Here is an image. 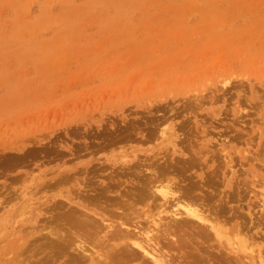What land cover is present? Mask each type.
<instances>
[{
	"label": "rangeland",
	"instance_id": "1",
	"mask_svg": "<svg viewBox=\"0 0 264 264\" xmlns=\"http://www.w3.org/2000/svg\"><path fill=\"white\" fill-rule=\"evenodd\" d=\"M155 172L176 192L191 186L223 235L253 250L231 253L196 222L181 232L172 202L160 217L180 232L159 233V251L180 264H261L264 0H0V264H66L45 249L54 230L79 237L61 219L75 210L110 220L128 201L151 231L164 208L138 185ZM100 231L86 251L107 249ZM122 249L124 264L149 261ZM89 250L74 256L113 264L103 251L86 262Z\"/></svg>",
	"mask_w": 264,
	"mask_h": 264
},
{
	"label": "bare ground",
	"instance_id": "2",
	"mask_svg": "<svg viewBox=\"0 0 264 264\" xmlns=\"http://www.w3.org/2000/svg\"><path fill=\"white\" fill-rule=\"evenodd\" d=\"M173 166H175V165H173ZM178 166V165H177ZM157 168V167H156ZM153 171V170H152ZM154 171H156V169L154 170ZM153 171V172H154ZM157 171H158V168H157ZM160 171H162L161 170V168H160ZM156 174H154L155 175V179L154 178H150V177H147L146 175H145V180H143L142 181V183L140 184V185H138V183H137V185L138 186H141V191H140V195H145L147 192V190H148V192L150 191V192H152L153 191V193H148V194H146V195H148V196H150V200H152L153 201V203H156V205H155V207H157V209H162V208H164L161 212H159V214H156L159 218H160V220H158V221H156L155 220V214H153V213H150V214H153V215H151V216H149L148 217V219L150 220H147V221H149L148 223H153V225H154V229H153V226H151L150 224V226L152 227V230L150 231V228L149 227H146V225H142L143 223H136L137 221H136V219H133V220H135L136 222L134 223V221L133 220H131V218H132V216L131 215H133V214H131V215H129V214H127V213H129V212H132V208H133V206H135V205H133L132 206V204L131 203H128V201H125L127 204H122V205H120L119 203V205L118 206H121V208L120 207H118L117 208V211H116V213L113 211V213H112V211H110L112 214H109L110 216H108V218H110V220H107L106 218H105V216H100L99 214H97L96 216L97 217H100L99 219H101L100 221H101V225L99 224V223H97V222H100V221H97V218L94 220V218L93 217H91L90 215H88V214H84V210H82L83 212H77L76 210L75 211H72L68 216H64V217H62L61 219L62 220H64V222L66 223L65 225L68 227V233H71L74 237H76L77 235L79 236V237H77V238H79L80 239V241H82V239H84L81 243H79V244H77V238L75 239V238H73L71 235H69V234H63V230H61V231H59V233L57 232V233H54V231H53V233L51 234V235H54V238L53 239H51V240H48V242L46 243L47 245V248L45 249V250H47L49 253H54L55 254V256H56V259L57 260H64V262L66 263V264H85V262L84 261H81V260H79V258H80V256L79 257H76V256H74L75 254H77V253H85V252H88V247H87V251H86V249H85V247L87 246V242H86V240H95L96 238L95 237H92V236H90V234L92 235V233H95V230H96V232L98 233L100 230H98L100 227H101V231H102V233L103 232H105V234L106 233H109L110 234V236H111V238L109 239V241H108V243H107V249H99L100 248V246H101V244H100V246H99V248L97 247V245H95V244H93V246H89L90 248H91V252H90V250H89V252L90 253H92L91 255H89V257H84V255L82 256L83 257V260H86V262H87V258H89V261L90 262H92L93 260H95V259H97V261H98V258H95V256L96 255H98V254H100V251H103V255H102V258H105L106 260H109L110 262H112L113 264H124L125 263V260L123 259L124 257H116L115 256V254L113 253V252H115V247H118V246H122V248L123 249H125L126 251H128V252H132V253H135V255H136V253L137 254H140V255H138V256H141L142 254L144 255V257H146L147 259H145V261H147V260H149L148 262H144L143 264H145V263H152V264H180V262L182 263V262H185V257H184V255H181V256H179V262H176L175 261V259L171 256V252L169 251L168 253H169V256H167V255H164V251L166 250L163 246H162V248H164L165 250L164 251H159V243L161 242H159L158 241V234L160 233V234H164V235H168L169 234V231H170V233L173 231H175V230H172V227H171V229H170V227H169V225L165 228V225H167V223H168V221L166 222V224H163L162 222H163V220H162V218L160 217L161 216V214L162 213H165L166 211H167V209L169 208V207H171V203L172 202H177L176 203V205L174 206L175 207V209L177 208V210H173V211H171V212H168V213H166L167 215H170V217H172L173 218V220H172V222L173 221H175L176 223L178 222V221H182V222H180V225H181V232H184V227L186 226V225H190V224H192L193 222H196V224L195 225H197V226H200V225H198L197 223H199V224H201L202 225V227L204 228L205 226H208L212 231H214V234H215V236H216V238H217V240L219 239V240H225V239H227L226 240V242H229V243H226V244H229V246L232 248V250H231V253H232V251H234V252H236L237 254H240V253H248V250L249 251H252L253 252V250H251L252 248H251V246L250 245H248V242L245 240V239H243V240H241L242 238H241V236L242 235H240L239 234V232H238V235L240 236V238L238 237V235L237 236H235V238L236 239H238V243H232L230 240V238H228V237H226L225 235H227V234H225V235H223V232L221 231L222 230V228L220 227V225L218 224V220L215 218V219H213V220H215V221H212V219H211V217H210V219H209V215L208 216H206L205 215V213H206V211H203V210H201L202 208L200 207L199 208V206H196L197 204H196V201H197V198H190L191 197V195H190V193L191 192H194V191H190V190H192V187L190 186V189H187L189 186H187V188L185 189H180L179 191H175L178 187H176L175 186V184H173V182L171 181L172 179H170L169 181L167 180V183L165 184V177L167 176V174H166V172L164 173V172H155ZM160 173V174H159ZM148 175V174H147ZM150 175H153L152 173L150 174ZM154 175H153V177H154ZM149 176V175H148ZM141 177V176H140ZM148 178V179H147ZM159 178H161L162 180H159ZM157 179H158V181H157ZM141 182V181H140ZM155 182H157L156 184H155ZM155 184V192H154V190H152V187H153V185ZM177 186H179V185H177ZM136 188H138V187H136ZM140 188V187H139ZM139 188L137 189V191L139 192ZM105 189H107L108 190V188H105ZM109 189H110V187H109ZM154 189V188H153ZM132 190V189H131ZM136 189H134V191H135ZM107 192V191H106ZM106 192H104V194H106ZM110 192V191H109ZM178 192L180 193V195L178 194ZM263 192H264V190H263ZM110 193H112V191L110 192ZM132 193H133V191H132ZM136 193V195L134 194V196H137V194H139V193H137V192H135ZM104 194H102V195H104ZM133 194H131V191H130V195H133ZM178 194V195H177ZM128 195V194H127ZM129 195V196H130ZM126 196V195H125ZM128 196V198H130ZM127 197V196H126ZM132 197V196H131ZM138 197V196H137ZM136 197V198H137ZM143 197V199H144V196H142ZM142 197H140L139 196V198H137V200L138 199H140L141 198V202H145V200L143 201V199H142ZM262 201H264V193H262ZM146 198V197H145ZM126 199V198H125ZM148 199V198H147ZM192 199H194V201H195V204H193V202H191L190 200H192ZM130 200H131V198H130ZM70 201H72V200H70ZM136 201V200H135ZM135 201L133 202V203H135ZM199 201V200H198ZM83 202V201H82ZM115 202H117V201H115ZM115 202H114V204H115ZM138 202V201H137ZM85 203V202H84ZM113 203V202H112ZM122 203H124V202H122ZM140 203V202H139ZM203 203V202H202ZM136 204V203H135ZM107 205V204H106ZM110 205V204H109ZM108 205V206H109ZM116 205H117V203H116ZM153 205V206H154ZM200 205V204H199ZM115 206V205H114ZM173 207V206H172ZM111 208V206L109 207V209ZM135 208V207H134ZM108 209V208H107ZM98 210V209H97ZM101 210H106L105 208L104 209H101ZM100 210V211H101ZM135 210V209H134ZM154 210V209H153ZM138 211V210H137ZM98 212H99V210H98ZM153 212V211H152ZM108 213V212H107ZM142 213H144V211L142 212ZM147 213V212H146ZM145 213V214H146ZM95 214V213H94ZM106 214V213H105ZM208 214V213H207ZM107 215V214H106ZM147 215V214H146ZM128 216H130V217H128ZM116 217V219H118V220H116V221H114L113 222V224H115V223H118V225H119V227L120 228H117V229H119L118 230V232H116V233H113V232H111V230H113V229H115V227L113 226V224L112 223H110V221H112L114 218ZM143 217V219H144V217H145V215L144 216H142ZM167 218H168V216H166ZM169 217V218H170ZM208 217V218H207ZM130 218V219H129ZM134 218H135V216H134ZM168 218V219H169ZM171 220V219H170ZM217 220V221H216ZM109 221V222H108ZM146 220H145V223L147 222ZM58 223V222H57ZM144 223V224H145ZM164 223H165V221H164ZM179 224V223H178ZM177 224V225H178ZM177 225H175L174 227H176ZM193 225H194V223H193ZM192 225V226H193ZM194 225V226H195ZM221 226H222V224H221ZM59 227H61L60 226V224H59ZM178 227L176 228V231H178ZM66 228V227H65ZM91 228H92V230L93 229H95V230H91ZM202 228V229H203ZM59 229V228H58ZM208 229V228H207ZM207 229H203V231L205 230L206 231V234H208V232H207ZM187 230H188V228H187ZM197 230H199V233H200V231H201V229H197ZM226 230H227V228H226ZM245 230V229H244ZM89 231H91L92 233H90ZM100 231V232H101ZM176 231H175V233H176ZM205 231H204V233H205ZM210 231V230H209ZM235 231V230H234ZM164 232V233H163ZM172 232V233H173ZM179 232H180V230H179ZM179 232L178 233H176V234H179ZM228 232V231H227ZM243 232V231H242ZM65 233V232H64ZM96 233V234H97ZM156 233V234H155ZM171 233V234H172ZM201 233H203V232H201ZM210 233V235H212L213 234V232L211 233V232H209ZM236 233V232H235ZM95 234V235H96ZM100 233H98V235H99ZM171 234H169V235H171ZM189 234V233H188ZM173 235H175V234H173ZM173 235H171L172 236V238H173ZM201 235V234H200ZM209 235V234H208ZM233 235H234V232H233ZM236 235V234H235ZM109 236V235H108ZM176 236H178V235H176ZM181 236V235H180ZM201 236H203V234L201 235ZM214 236V235H213ZM215 236H214V238H215ZM81 237V238H80ZM96 237H98L97 235H96ZM161 237H163V235H161ZM160 237V240H162L163 238H161ZM204 237V236H203ZM207 236H205V238H206ZM142 238H145V240L144 239H142ZM166 238V237H165ZM198 238V237H197ZM201 238V237H200ZM205 238H203V239H205ZM216 238H215V240H216ZM235 238L233 239V237H232V239H233V241L235 240ZM46 239H48V235H47V238ZM50 239V238H49ZM108 239V238H107ZM184 239V238H183ZM202 239V238H201ZM104 240V239H103ZM173 240V239H172ZM216 240V241H217ZM47 241V240H46ZM105 241H107V240H105ZM90 242V241H89ZM218 242V241H217ZM223 242V241H222ZM225 242V241H224ZM235 242H237L236 240H235ZM92 243H94V242H92ZM103 243V242H102ZM161 244V243H160ZM219 244H221V243H219ZM253 244V243H252ZM257 244V243H256ZM90 245V244H89ZM104 245V244H103ZM216 246V245H215ZM237 246V247H236ZM257 246H259V245H257ZM218 247V246H217ZM216 247V248H217ZM102 248V247H101ZM158 248V249H157ZM251 248V249H250ZM122 249V250H123ZM160 249H161V247H160ZM228 249H229V247L227 246V251H228ZM106 250V251H105ZM119 250V249H118ZM261 250L262 249H259V253H258V255H259V257L258 258H260V259H258L257 258V261H259L261 264H264V257H263V254H262V252H261ZM120 251H121V248H120ZM167 251V250H166ZM165 251V252H166ZM216 251V250H215ZM263 251V250H262ZM116 252H117V250H116ZM139 252V253H138ZM222 252V251H221ZM252 252H250V253H252ZM114 255H113V254ZM118 253V252H117ZM131 253V254H132ZM249 253V254H250ZM264 253V252H263ZM89 254V253H88ZM191 254V255H190ZM188 253V255L189 256H192V253ZM225 254V253H224ZM233 254H235V253H233ZM237 254H235V255H237ZM248 254V255H249ZM101 255V254H100ZM119 254H117V256H118ZM120 255H121V252H120ZM122 255H124V254H122ZM210 255V254H209ZM214 255V254H213ZM54 256V257H55ZM88 256V255H87ZM185 256H187V255H185ZM194 257H195V253H194V255H193ZM197 256V255H196ZM221 256V255H220ZM239 256V255H238ZM182 257L184 258V259H182ZM209 257H211V256H209ZM86 258V259H85ZM213 258H215V257H213ZM221 258V257H220ZM223 258V257H222ZM228 258H230V257H228ZM240 258H242V257H240ZM239 258V259H240ZM252 258V257H251ZM55 259V258H54ZM217 259V258H216ZM215 259V260H216ZM245 259V258H244ZM143 260H144V258H143ZM212 260V259H211ZM219 260V259H218ZM217 260V261H218ZM241 260V259H240ZM127 261V260H126ZM133 260H131V262H132ZM135 261V260H134ZM219 261H221V260H219ZM222 261H224V258L222 259ZM222 261H221V263H222ZM226 261V260H225ZM225 261H224V263H225ZM229 261V260H228ZM252 261H253V259H252ZM48 262H52L51 260L50 261H48ZM99 262H101V261H99ZM129 262V261H128ZM127 262V263H128ZM131 262H129L130 264H132ZM135 262H137V261H135ZM214 262V261H213ZM238 262V261H237ZM98 263V262H97ZM128 263V264H129ZM215 263V262H214ZM224 263H222V264H224ZM234 263V262H233ZM244 263H245V261H244ZM49 264H51V263H49ZM100 264V263H99ZM109 264H111V263H109ZM186 264H187V262H186ZM218 264V263H217Z\"/></svg>",
	"mask_w": 264,
	"mask_h": 264
}]
</instances>
